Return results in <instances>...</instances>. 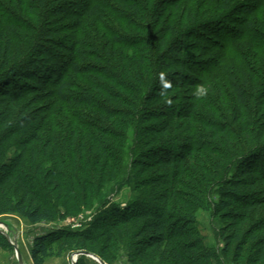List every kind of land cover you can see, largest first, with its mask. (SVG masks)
<instances>
[{"label": "trees", "instance_id": "obj_1", "mask_svg": "<svg viewBox=\"0 0 264 264\" xmlns=\"http://www.w3.org/2000/svg\"><path fill=\"white\" fill-rule=\"evenodd\" d=\"M263 183L264 0H0V215L55 221L133 186L36 238L34 264H264ZM215 192L220 251L196 219Z\"/></svg>", "mask_w": 264, "mask_h": 264}, {"label": "rangeland", "instance_id": "obj_2", "mask_svg": "<svg viewBox=\"0 0 264 264\" xmlns=\"http://www.w3.org/2000/svg\"><path fill=\"white\" fill-rule=\"evenodd\" d=\"M240 14L241 13H238L237 16H240ZM231 23L235 24L234 22ZM14 152L12 151L10 156L14 155ZM132 188V185H128L125 188H118L115 184L109 185L93 207L85 209L76 216H67L63 219L55 221L32 224L26 218L17 213L0 215V264H20L16 247H18L21 253L23 264H34L32 249L36 238L64 227H71L74 230H82L86 228L90 225L94 218H96L102 203L106 202L108 205L116 203L118 205L125 206L127 203L126 200H128V198L133 194ZM257 190L264 191V183L260 184L257 187ZM219 198V193L215 192L211 196V204L201 207L196 212L198 228L204 237L206 245L217 251H220L224 246L221 231L225 227V224H227L221 215L216 214L215 203L219 201ZM79 251L84 250L65 251L60 256L48 258L45 264H74L73 260L76 258V253ZM84 261L85 264H100L98 261L89 256H86ZM112 264L132 263L129 260L128 253L125 250H121L120 252H117V255L113 258ZM155 264L166 263L157 257Z\"/></svg>", "mask_w": 264, "mask_h": 264}, {"label": "water", "instance_id": "obj_3", "mask_svg": "<svg viewBox=\"0 0 264 264\" xmlns=\"http://www.w3.org/2000/svg\"><path fill=\"white\" fill-rule=\"evenodd\" d=\"M17 249V252H18V258L20 260V264H23V261H22V256H21V253L18 249V247H16ZM79 255H86V256H89L93 259H95L96 261H98L100 264H107L104 260H102L99 256H97L96 254L94 253H91V252H87V251H79L76 253V258L73 260L74 261V264H77L78 263V257Z\"/></svg>", "mask_w": 264, "mask_h": 264}]
</instances>
